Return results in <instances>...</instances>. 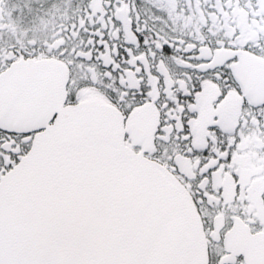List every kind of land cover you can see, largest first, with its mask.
Segmentation results:
<instances>
[{
	"label": "snow or ice",
	"instance_id": "1",
	"mask_svg": "<svg viewBox=\"0 0 264 264\" xmlns=\"http://www.w3.org/2000/svg\"><path fill=\"white\" fill-rule=\"evenodd\" d=\"M0 264H264V0H0Z\"/></svg>",
	"mask_w": 264,
	"mask_h": 264
}]
</instances>
